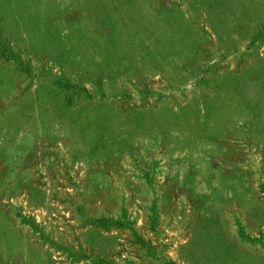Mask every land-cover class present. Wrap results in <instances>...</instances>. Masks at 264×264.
Masks as SVG:
<instances>
[{
	"label": "rangeland",
	"instance_id": "obj_1",
	"mask_svg": "<svg viewBox=\"0 0 264 264\" xmlns=\"http://www.w3.org/2000/svg\"><path fill=\"white\" fill-rule=\"evenodd\" d=\"M0 264H264V0H0Z\"/></svg>",
	"mask_w": 264,
	"mask_h": 264
}]
</instances>
